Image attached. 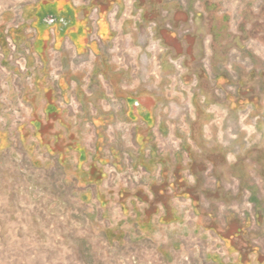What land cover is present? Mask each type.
Masks as SVG:
<instances>
[{"label": "rangeland", "instance_id": "374dc122", "mask_svg": "<svg viewBox=\"0 0 264 264\" xmlns=\"http://www.w3.org/2000/svg\"><path fill=\"white\" fill-rule=\"evenodd\" d=\"M38 1L0 0V24ZM84 1L110 18L118 4ZM121 16L145 37L135 44L116 31L114 65L142 88L173 73L162 112L173 133L158 138L183 160L168 174L182 222L160 213L166 224L139 237L133 213L119 222L81 200L69 166L32 160L13 132L30 112V52L0 33V130L11 136L6 149L0 135V264H264V0H123ZM118 131L131 135L125 123ZM123 156L108 188L148 189L152 173Z\"/></svg>", "mask_w": 264, "mask_h": 264}, {"label": "crops", "instance_id": "0c3cea01", "mask_svg": "<svg viewBox=\"0 0 264 264\" xmlns=\"http://www.w3.org/2000/svg\"><path fill=\"white\" fill-rule=\"evenodd\" d=\"M112 10L110 18L102 7L91 8L90 1L40 0L19 13L2 14L0 33L28 48L33 79V88L25 93L29 116L13 132L37 164L44 158L69 166L81 200L118 214L119 222L133 213L131 221L144 237L143 228L151 231L166 224L161 215L166 211L178 213L180 223L183 218L184 204L168 175L183 160L158 138L173 133L162 115L165 86L173 73H163L152 89L142 88L129 70L114 65L109 50L116 31L128 34L133 43L141 37L143 42L145 35L130 18H122L123 0ZM54 67L58 76L53 82L49 75ZM109 98L117 102L114 110L105 107ZM120 123L130 125V136L122 137ZM0 135L9 149L11 136L1 130ZM123 154L134 167L152 173L148 189L119 193L108 188V168L121 171Z\"/></svg>", "mask_w": 264, "mask_h": 264}]
</instances>
